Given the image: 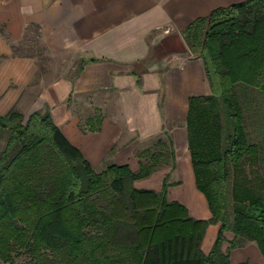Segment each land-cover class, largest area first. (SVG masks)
Masks as SVG:
<instances>
[{"label":"trees","instance_id":"16d2710c","mask_svg":"<svg viewBox=\"0 0 264 264\" xmlns=\"http://www.w3.org/2000/svg\"><path fill=\"white\" fill-rule=\"evenodd\" d=\"M182 36L202 59L211 90L189 98L185 122L195 185L210 217L194 218L169 201L166 177L158 191L131 185L158 165L173 167L171 149L140 151L135 172L114 163L96 171L47 108L26 119L12 109L0 115L7 134L0 148L1 262L232 264L220 249L226 230L234 235L230 246L254 241L264 255V176L256 170L262 154L248 139L250 104L238 93H264V0L217 7L192 20ZM209 223L218 230L204 253Z\"/></svg>","mask_w":264,"mask_h":264},{"label":"crops","instance_id":"0c3cea01","mask_svg":"<svg viewBox=\"0 0 264 264\" xmlns=\"http://www.w3.org/2000/svg\"><path fill=\"white\" fill-rule=\"evenodd\" d=\"M240 1L0 0V115L15 109L26 119L47 108L96 171L114 163L135 172L140 151L171 149L173 167L158 165L131 185L158 191L166 177V198L207 219L185 122L189 98L211 90L202 59L190 52L182 30ZM217 230L218 223L206 226L204 253ZM223 235L220 249L230 263L264 264L254 241L230 246L233 233Z\"/></svg>","mask_w":264,"mask_h":264},{"label":"rangeland","instance_id":"374dc122","mask_svg":"<svg viewBox=\"0 0 264 264\" xmlns=\"http://www.w3.org/2000/svg\"><path fill=\"white\" fill-rule=\"evenodd\" d=\"M43 47L37 44L38 54H42ZM194 54L193 52H191ZM159 54H157L158 56ZM44 62L45 59L41 58ZM242 99L250 105H245V119H246V132L248 139L251 142H257L260 145V152L262 154V161L256 166L259 173L264 176V93L256 92L253 89H243L238 91ZM6 132L0 131V148L3 147L6 140ZM21 261V258L17 259ZM3 263V262H2Z\"/></svg>","mask_w":264,"mask_h":264}]
</instances>
